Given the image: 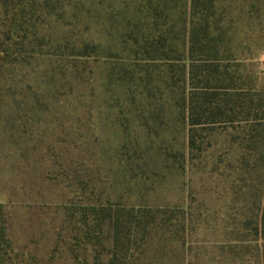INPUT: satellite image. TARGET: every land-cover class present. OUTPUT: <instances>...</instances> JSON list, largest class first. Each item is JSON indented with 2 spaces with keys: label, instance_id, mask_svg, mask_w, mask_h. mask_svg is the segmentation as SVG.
I'll list each match as a JSON object with an SVG mask.
<instances>
[{
  "label": "rangeland",
  "instance_id": "1",
  "mask_svg": "<svg viewBox=\"0 0 264 264\" xmlns=\"http://www.w3.org/2000/svg\"><path fill=\"white\" fill-rule=\"evenodd\" d=\"M195 33L264 85V0H0V264H109L118 210L154 217L133 264H264V167L191 127Z\"/></svg>",
  "mask_w": 264,
  "mask_h": 264
},
{
  "label": "trees",
  "instance_id": "2",
  "mask_svg": "<svg viewBox=\"0 0 264 264\" xmlns=\"http://www.w3.org/2000/svg\"><path fill=\"white\" fill-rule=\"evenodd\" d=\"M195 6L193 5V8H196ZM206 24L205 29L208 32V21H206ZM206 39L208 40V37L199 38L198 34L195 33L191 36L190 41L189 60L192 63L197 60L194 59L196 58V56H193L194 51L204 50V52L206 51L205 54H207V56H200L202 65L196 68V70L200 69V73L191 72L190 74L193 79L198 78L197 86L200 85V87H196L194 90H199L195 92H201L200 94L202 95L200 103L192 97L197 93H193L188 102L191 127L194 129L202 124L211 126L227 124L233 126L237 123L244 131L241 160L248 167L252 165L250 161L253 159L255 168H263L264 85L257 87L245 81L238 84L234 75L228 73L227 67H231V65H225L226 73H220L219 69L222 66L220 64L223 63V59L219 58L217 52H212V56H208L210 49L216 50V47L209 44ZM208 41L212 42L214 39L212 38ZM7 46V43L1 40L0 36V62L13 63L14 60L11 61L10 54H7L10 51ZM228 61L231 62L230 60ZM218 96H222V99L218 100ZM191 132V144H194L193 130ZM138 212H134L135 214H130L131 212H125L124 210L110 212L109 218L113 232V243L109 264H133V235L140 230L147 232V228L151 224L149 219L154 218L152 217L153 215H149L148 219H146L147 214L141 217ZM254 230L256 240L262 242L261 257L264 258V197L260 207V221Z\"/></svg>",
  "mask_w": 264,
  "mask_h": 264
}]
</instances>
